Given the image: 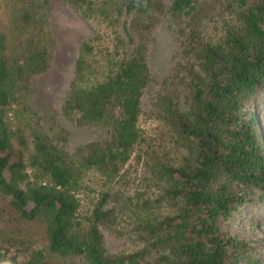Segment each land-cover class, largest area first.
I'll return each instance as SVG.
<instances>
[{"label":"trees","instance_id":"trees-1","mask_svg":"<svg viewBox=\"0 0 264 264\" xmlns=\"http://www.w3.org/2000/svg\"><path fill=\"white\" fill-rule=\"evenodd\" d=\"M53 1L0 0V257L264 264L260 240L227 223L244 204L264 210V0H60L105 22L77 39L59 103L68 123L97 129L73 145L37 100L58 42ZM161 21L174 47L159 73Z\"/></svg>","mask_w":264,"mask_h":264},{"label":"rangeland","instance_id":"rangeland-1","mask_svg":"<svg viewBox=\"0 0 264 264\" xmlns=\"http://www.w3.org/2000/svg\"><path fill=\"white\" fill-rule=\"evenodd\" d=\"M51 13L54 16L58 34L57 47L55 48L51 64L45 71L39 82L37 91V100L41 105L43 119L53 132H57L63 136L67 145L81 143L90 140L97 135V129L88 126H73L61 115L59 111V103L64 94L67 81L72 70L74 51L77 39L88 29H101L105 25L103 20L96 24L91 20L83 21L79 19L77 13L62 3L60 0H54ZM107 30V27H105ZM89 30V32H90ZM88 32V33H89ZM174 47V40L166 29L164 21L158 23L152 34L151 53L149 55L151 68L156 69L159 73L165 71L169 65L170 53ZM143 106V101H142ZM139 125L142 129L150 128L149 121L140 119ZM260 136L264 145V125H260ZM94 186L95 183H92ZM80 196V212H85L90 207L92 201V192L88 188L82 190ZM250 204H244L241 211L232 215L228 220V229L230 232L247 239H259L254 241L260 245L256 252L259 253L264 260V210L257 212L250 209ZM251 214L255 218V222L248 218ZM114 248L121 246L118 240H108Z\"/></svg>","mask_w":264,"mask_h":264},{"label":"water","instance_id":"water-1","mask_svg":"<svg viewBox=\"0 0 264 264\" xmlns=\"http://www.w3.org/2000/svg\"><path fill=\"white\" fill-rule=\"evenodd\" d=\"M0 264H14V262L9 258L0 257Z\"/></svg>","mask_w":264,"mask_h":264}]
</instances>
